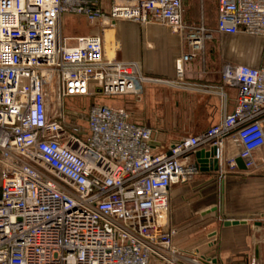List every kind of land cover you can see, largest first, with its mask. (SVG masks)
<instances>
[{"label": "built area", "instance_id": "2783aa9c", "mask_svg": "<svg viewBox=\"0 0 264 264\" xmlns=\"http://www.w3.org/2000/svg\"><path fill=\"white\" fill-rule=\"evenodd\" d=\"M203 2V0H201ZM183 0H0V264H219L174 245L169 191L199 172L189 159L236 137L246 170L264 168V67L224 65L209 86L231 113L156 154L154 132L127 111L90 104L85 114L65 101L141 94L145 84L185 87V64L212 33L264 39V0H217L213 30L183 22ZM95 30L63 36L64 16ZM117 21L167 28L183 41L176 80L144 75L137 62L108 58L105 29ZM180 63V66H179ZM56 85V112L46 88ZM79 121L83 123L80 124ZM226 161L230 172L238 168ZM260 233L264 242V205ZM245 264H258L246 256Z\"/></svg>", "mask_w": 264, "mask_h": 264}, {"label": "crops", "instance_id": "0c3cea01", "mask_svg": "<svg viewBox=\"0 0 264 264\" xmlns=\"http://www.w3.org/2000/svg\"><path fill=\"white\" fill-rule=\"evenodd\" d=\"M215 22L216 11L213 27ZM130 23L132 22L117 21L112 28V34L115 30L119 34V39L115 40L113 37L114 44L118 45L116 57L119 56L121 61L137 62L142 73L148 77L176 80L175 64L182 51H185L181 46L180 37L165 27H142ZM216 36L219 40L206 43V53L209 48V54L203 64L198 59L185 64L181 79L185 87L175 88L149 83L143 85L141 94L137 96L119 97L120 106L114 108L124 109L129 113L132 122L154 132V153L167 152L174 142L199 135L216 125L223 113L232 112L237 94L236 87L224 86L225 111L217 91L209 88L222 84L224 65L264 67V51L260 48L261 41L258 39L260 37L219 34ZM170 38H178V41L172 40L175 42L174 46H170ZM225 38L233 39L236 44L228 46ZM243 44L246 45L245 48ZM245 52L251 53L253 58H246ZM108 53L115 56L114 52ZM240 150L241 145L236 137L224 139V164L221 173L199 171L190 182L171 186L168 221L170 227L176 230L173 239L176 247L195 251L200 257L216 259L219 264H243L244 260L241 258L247 255L254 258V250L258 246L257 262L260 264L264 260V245L260 243L262 235L259 227L254 226L255 222L261 220L264 187L262 202L254 199L252 195L253 188H258L264 177L261 152L255 153L258 169H237L230 172L226 161L230 158L236 159ZM189 160L194 162L193 157ZM237 200H242L243 205L237 206L233 203ZM214 207L218 209L217 212L203 215L206 210ZM232 214L244 215L247 224L224 229L222 218Z\"/></svg>", "mask_w": 264, "mask_h": 264}, {"label": "rangeland", "instance_id": "374dc122", "mask_svg": "<svg viewBox=\"0 0 264 264\" xmlns=\"http://www.w3.org/2000/svg\"><path fill=\"white\" fill-rule=\"evenodd\" d=\"M216 4L217 0H183V22L186 25H200L202 24L206 29L213 30V23H214V18H215V11H216ZM129 23V22H128ZM132 24V23H130ZM132 25H137V26H146V25H138V24H132ZM158 26V25H154ZM160 27V26H159ZM94 25L88 24L83 18L77 17V16H64L62 20V35L63 36H81L88 34L89 32L95 30ZM113 37L115 40L119 39V34H117V31L115 30L113 32ZM212 37L205 41L203 50L198 53V56L196 59H198L202 64L204 63V60L209 54V48H207V53H206V43L208 44L211 41H216L219 40V38L216 36V33L211 34ZM178 39V38H176ZM176 39L170 38L169 42H171L170 46H174L175 42L178 41ZM260 42V48L263 49L264 51V39L258 38ZM174 40V41H172ZM224 41L228 46H233L236 43L233 41L231 38H225ZM181 46L183 44V41H181ZM105 50L108 58H113L114 56L108 55V51H113V49L110 50L109 46L107 45V42H105ZM243 47L245 48L246 45L243 44ZM182 48V47H181ZM214 50V49H213ZM244 56L246 58H253V55L251 53L245 52ZM252 56V57H251ZM263 57V55L261 56ZM117 60H119V56L116 57ZM55 90H56V85L51 84L46 88V92L48 95V111L50 115H54L56 112V103H55ZM103 104L107 105L109 107H118L120 106V99L119 98H104L101 96H97L93 99H90L89 101L86 100H79V99H73V100H68L64 102L63 108L64 110L67 111H75L76 113H82L83 115L85 114V109L89 107L90 104ZM80 124H82V121H79ZM263 187H264V177H262L260 185L257 187H254V193L252 194L254 199H259L260 202H262L263 198ZM246 189V188H245ZM244 189V191H245ZM250 192V191H249ZM234 204L237 206L243 205L242 200H237L233 201ZM229 216H244L242 214H232ZM260 238V236H259ZM260 243L264 245L263 238H260ZM264 264V260L260 263Z\"/></svg>", "mask_w": 264, "mask_h": 264}, {"label": "water", "instance_id": "95a60500", "mask_svg": "<svg viewBox=\"0 0 264 264\" xmlns=\"http://www.w3.org/2000/svg\"><path fill=\"white\" fill-rule=\"evenodd\" d=\"M192 157L194 159V162L197 164L199 171L201 172H219V160L217 159V148H209L207 150H199L196 151L192 154ZM237 168L239 170L245 171L246 168L244 166V162L241 158L237 157L234 160ZM217 208L214 207L210 210H206L203 215H207L209 213H215L217 212ZM262 218V216H261ZM222 227L224 229L232 228V227H237V226H245L247 224V221L244 219L242 216H230V217H225L222 218ZM262 223L261 221H257L254 223V226L256 227H261ZM225 233V230H224ZM248 256V255H247ZM207 259V256L205 257ZM244 260V263L246 262V256L241 258ZM254 259L258 261L259 259V247L256 246L254 250ZM213 262H215L213 260Z\"/></svg>", "mask_w": 264, "mask_h": 264}, {"label": "bare ground", "instance_id": "6f19581e", "mask_svg": "<svg viewBox=\"0 0 264 264\" xmlns=\"http://www.w3.org/2000/svg\"><path fill=\"white\" fill-rule=\"evenodd\" d=\"M104 34H105V42H107V45L109 46L110 50L114 49L115 44H114L112 29L111 28L105 29ZM109 52L112 53L113 51H109ZM179 66H180V63H179Z\"/></svg>", "mask_w": 264, "mask_h": 264}]
</instances>
